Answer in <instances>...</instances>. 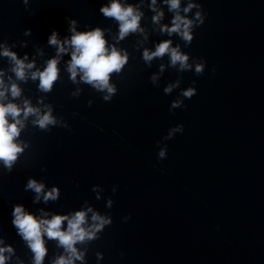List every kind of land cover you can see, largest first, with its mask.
Segmentation results:
<instances>
[{
    "label": "water",
    "instance_id": "95a60500",
    "mask_svg": "<svg viewBox=\"0 0 264 264\" xmlns=\"http://www.w3.org/2000/svg\"><path fill=\"white\" fill-rule=\"evenodd\" d=\"M150 2L126 0L145 13L141 26L148 38L136 32L118 41V22L99 12L108 0H0V45L21 58L27 53L38 68L56 55L47 42L53 29L61 40L70 37L66 17L77 20V31L101 28L109 45L129 53L122 72L111 76L117 92L110 102L79 76L73 82L70 52L61 57L51 92H41L38 80L18 82L23 92L16 103L27 98L43 108V99L58 121L40 129L29 117L20 136L27 148L11 172L0 165V235L25 264H31V253L11 226L13 204L37 214L64 213L85 200L113 217L92 242L89 264H96V251L104 253L102 264H264V0H199L207 18L190 46L157 30ZM158 3L165 11L161 23H170L172 13L163 0ZM166 39L191 54L189 63L203 57L204 74L171 66L167 54L149 66L144 49ZM11 67L0 56L5 80L15 79ZM177 80L179 87L166 95L164 88ZM193 81L198 94L185 100L186 108L170 112L171 101ZM178 123L184 132L165 141L167 159L158 161L157 141L163 144ZM29 177L46 189L58 185L60 199L33 203L35 193L24 190ZM93 185L103 187L100 199ZM109 196L115 201L111 209ZM47 246L50 264L63 250L55 241Z\"/></svg>",
    "mask_w": 264,
    "mask_h": 264
},
{
    "label": "clouds",
    "instance_id": "9594fccd",
    "mask_svg": "<svg viewBox=\"0 0 264 264\" xmlns=\"http://www.w3.org/2000/svg\"><path fill=\"white\" fill-rule=\"evenodd\" d=\"M25 5L28 0H23ZM167 5V11L172 13L170 23H161L165 19V11L158 3V0H151L148 8L154 14L151 19L153 24L158 26V31L167 34L169 37L178 35L185 46H190L196 35V29L202 26L207 18L199 0H163ZM27 9V8H26ZM99 12L106 18H113L118 22V41L132 33L140 32L147 39V33L141 26V20L145 13L139 6L126 3V0H108L107 4L101 5ZM191 14V15H190ZM68 32L70 37L60 39L58 29H53L48 35V44L56 47V55L49 59L45 66L38 68L35 62L28 61L27 53L23 58L17 52L5 45H0V56L8 58L11 62L10 71L15 74V79L8 76L5 80L6 71L0 69V165L9 172L12 171L20 155L27 148V144L20 139L22 131L26 127L29 117H34L32 123L40 129H48L50 125H56L57 119L53 115V108L50 104H43L40 100L39 106H34L32 102L24 98L21 103H16V99L22 96V88L18 82L39 81L38 89L41 92L49 93L54 84L58 81L60 68L58 67L61 57L65 53L71 55L67 63V71L73 82L77 76L79 82L92 86L95 90L105 92L103 100L112 101L117 89L110 82L113 73L119 74L129 63V53L126 49L109 45L105 39V32L99 27L89 31H77V20L66 17ZM29 33L31 29L27 30ZM168 55L171 66H179L181 71L191 70L194 67L195 73L203 75L207 61L203 57L192 58L194 63H189L191 54L183 52L179 44L173 46V40H161L155 44L154 50L145 48L142 54L143 60L151 66V62L156 58H163ZM161 72L164 66L161 65ZM216 69L212 72L215 74ZM157 76L150 77L155 82ZM180 80L168 84L164 88V93L170 94L174 88L179 87ZM196 81L186 89L181 90L180 98L171 101L169 111L173 112L178 108H186V99H191L198 94L195 86ZM75 95V94H74ZM89 102V107H91ZM67 128L68 125L65 124ZM102 131V129H101ZM184 132V124L178 123L169 128L167 135L163 137L164 143L157 141V160L163 161L168 156V145L165 141L173 139L177 133ZM159 171L163 174L164 169ZM25 191H33L35 199L33 203L41 199L45 203L58 201L61 197V189L58 185L46 189L43 182L29 177L24 186ZM92 192L96 199H100L104 189L101 185H93ZM118 191L116 186L112 188V194ZM115 201L111 196L107 197V207L112 208ZM129 216L123 218L124 222L130 219ZM113 224L112 215L101 214L94 209L87 200L79 208L72 209L64 213L39 210V213L29 210L23 203H15L11 211V226L15 229L16 235L24 243V246L31 253V264H45L49 255L48 241H55L56 247L63 251L56 255L50 264H89L88 252L92 242L100 240L104 230ZM124 254L121 253V258ZM96 264H102L104 253L96 251ZM0 264H25L17 255V249L13 243L0 235Z\"/></svg>",
    "mask_w": 264,
    "mask_h": 264
}]
</instances>
